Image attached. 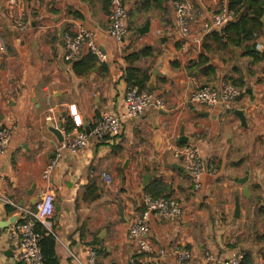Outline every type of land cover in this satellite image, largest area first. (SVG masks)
Returning <instances> with one entry per match:
<instances>
[{
  "label": "crops",
  "instance_id": "1",
  "mask_svg": "<svg viewBox=\"0 0 264 264\" xmlns=\"http://www.w3.org/2000/svg\"><path fill=\"white\" fill-rule=\"evenodd\" d=\"M140 1L124 0L128 13ZM172 1L163 11L129 16L136 33L128 31L129 44L122 49L106 34L110 10H104L101 0H23L21 7L10 10L6 0H0V126L13 128L0 155V264H12L17 252L10 229L19 221L18 209L34 208L31 200L48 191L55 196V213L50 233L44 235L54 242V264L84 262L88 248L97 252L96 264L139 261L128 227L140 214L146 176H151L148 182L162 180L169 196L181 202L188 215L174 223L151 220L150 239L158 249L180 246L189 250L193 258L186 264H204L207 250L223 259L251 254L252 264H264L260 256L264 252V59H260L264 29L246 23L245 30L253 32L249 36L242 27L228 26L221 34L204 37L200 50L190 48L183 53L170 38L174 34ZM189 1L194 10L193 29L199 30L225 0ZM239 8L245 15L246 10ZM22 14L28 16L27 29L12 31L11 20ZM147 21L151 35H138L137 29ZM76 25L91 32L109 58L83 78H77L72 63L63 60L59 38L63 26L65 34L73 35ZM255 43L263 46V53L254 49ZM143 46L150 47L153 56L132 66L153 77L154 93L163 98L165 109L150 110L129 121L120 136L100 144L91 141L78 156L64 154L45 182L46 164L61 145L48 126L58 127L61 118L63 136L91 129L102 111L118 113L128 68L125 50ZM224 82L243 90L230 109L189 104L191 93ZM72 105L78 112L75 119L68 114ZM50 111L48 123L45 118ZM235 111L243 112L246 127ZM66 119L75 124L70 132L64 129ZM181 138L186 142L180 143ZM168 141L177 147L197 145L202 157L213 159L218 176L204 183L201 196L191 192L188 174L166 150ZM102 173L112 176L110 185L103 182ZM245 177L246 182L240 184ZM246 223L251 227L247 229ZM162 264L176 262L167 256Z\"/></svg>",
  "mask_w": 264,
  "mask_h": 264
},
{
  "label": "built area",
  "instance_id": "2",
  "mask_svg": "<svg viewBox=\"0 0 264 264\" xmlns=\"http://www.w3.org/2000/svg\"><path fill=\"white\" fill-rule=\"evenodd\" d=\"M23 0H6L7 8H19ZM174 34L171 40L180 46V51L187 53L188 50H200L203 38L212 34H221L231 24L237 21L234 10L229 8V2L225 0L215 11H212L205 18L199 30L193 29L194 10L189 0L180 2L172 1ZM109 26L107 36L125 49L129 44L128 36V10L124 0H110ZM201 18V17H199ZM28 16L22 14L11 20L10 29L14 32H24L28 27ZM160 33H158L159 35ZM61 41V52L63 60L73 63L79 60L84 52L93 56L96 64L105 65L109 62L108 56L96 45L94 35L82 26L76 25L73 35L63 34ZM254 49L263 53V46L254 44ZM0 51H3L0 44ZM122 107L118 113L102 111L94 122L89 134L85 130L63 135V142L59 150L53 154L43 171L42 178L49 182L54 170L61 163L64 154L78 156L89 143L100 144L106 139L120 136L125 131V125L147 111H163L165 103L161 96L154 92L139 91L126 83L122 89ZM243 95V90L230 84L222 83L217 88L204 86L189 96V104L201 105L213 108L222 106L223 109H230L231 105ZM50 111L45 121H52ZM68 114L71 119L78 116L76 106L68 107ZM13 128L0 126V155L6 151L11 139ZM166 150L171 153L172 159L179 161L184 171L189 176L191 192L195 196H201L204 183L207 180L217 178L218 169L212 158H204L197 145L175 146L168 141ZM101 178L106 185L112 183V176L102 173ZM261 206L264 208V198ZM140 214L135 216L128 227V236L136 248L141 259L131 264H162L167 256L173 257L176 264H186L191 261V252L180 246H173L167 249H158L150 239V222L154 218L165 220L170 223L181 221L187 218L183 205L174 197H151L142 196L139 202ZM19 221L14 223L10 229V238L17 246V252L12 264H45L41 250V242L44 233H50V221L55 213V196L51 191L44 193L34 208H19ZM42 230H36L37 227ZM45 231V232H44ZM86 260L76 264H96L97 252L93 248L85 250ZM204 264H241L242 255H232L226 259L217 256L212 250L204 252Z\"/></svg>",
  "mask_w": 264,
  "mask_h": 264
},
{
  "label": "trees",
  "instance_id": "3",
  "mask_svg": "<svg viewBox=\"0 0 264 264\" xmlns=\"http://www.w3.org/2000/svg\"><path fill=\"white\" fill-rule=\"evenodd\" d=\"M176 2H180L182 0H173ZM102 6L105 11L110 9V0H101ZM229 8L235 11L237 17V23L234 25H230L229 27H242L243 33L247 35H251L252 30H245L246 23H252L254 26H258L259 28H263L261 23V19L264 16V0H229ZM168 3V0H141L138 7L134 8L128 13V16L132 17L133 15H138L140 13L148 14L152 10H160L163 11L164 5ZM243 7L246 10V14L242 15L239 7ZM237 8V9H236ZM135 32V30H134ZM136 33V32H135ZM126 55L124 57V61L128 64V68L124 71V82L130 86L137 88L139 91H147L149 90L148 85L151 79V75L148 72H142L139 69H136L132 66V64L136 61L152 57L153 51L148 46H143L138 50H125ZM260 59H264V55L260 56ZM96 67V60L90 54H87L80 58L79 60L72 63V70L74 75L77 78H83L90 74V72ZM75 128V124L73 121L66 119L65 122V131L70 132ZM89 188V187H88ZM87 188V189H88ZM145 195H149L151 197H169L170 191L169 187L163 183L159 178H154L150 180L147 186L143 189ZM90 193V192H88ZM39 231V227L36 228ZM53 246L54 242L51 238L45 237L43 235V239L41 242V250L44 256L45 264H54L53 262ZM262 260L264 261V252L260 255ZM252 256L251 254H245L242 257L241 264H252Z\"/></svg>",
  "mask_w": 264,
  "mask_h": 264
},
{
  "label": "water",
  "instance_id": "4",
  "mask_svg": "<svg viewBox=\"0 0 264 264\" xmlns=\"http://www.w3.org/2000/svg\"><path fill=\"white\" fill-rule=\"evenodd\" d=\"M261 23L263 25V29H264V16L262 17L261 19ZM149 27H150V22L147 21L145 23L144 26H142L141 28L137 29V33L138 35L142 36V35H146L149 33ZM64 26L60 29V34H59V38L62 39L63 37V34H64ZM162 42L164 40H161ZM148 88L150 91L154 92V85H153V77H151L150 79V82H149V85H148ZM247 94H251L250 90L247 91ZM234 115L239 119L240 123H241V126L242 127H246V118L243 114V112L241 111H235L234 112ZM48 130L51 134H53L55 136V138L57 139V141L61 144L63 142V136H62V122H61V118H59V124H58V127H52V126H48ZM87 134H89L90 132V129H86L85 130ZM182 136V135H181ZM159 134L158 132L155 133V146L156 148H158V145H159ZM180 143H185L186 140H184V138H181ZM128 164V160L125 161V165H124V168H126V165ZM151 176H146L144 178V183H143V188L146 187L147 185V182L149 180ZM247 178L245 177L244 179L240 180L239 183L240 184H244L246 182ZM34 189V187H33ZM244 194L247 196L248 195V190L247 188L244 189ZM39 196H36L33 198V200H31L30 202V205L31 206H34L38 200H39ZM21 205V204H20ZM60 208L56 207V211L59 212ZM240 213V209H239V203H238V199L235 200V211H234V219L237 220L239 218V214Z\"/></svg>",
  "mask_w": 264,
  "mask_h": 264
},
{
  "label": "rangeland",
  "instance_id": "5",
  "mask_svg": "<svg viewBox=\"0 0 264 264\" xmlns=\"http://www.w3.org/2000/svg\"><path fill=\"white\" fill-rule=\"evenodd\" d=\"M129 17V16H128ZM131 20V19H130ZM134 26H133V23L131 22V23H129V21H128V31H130L132 34H134V31H133V28ZM151 33L152 32H150L149 34L151 35ZM245 226H247L246 228L248 229V228H250L251 227V225H249V223H246L245 224Z\"/></svg>",
  "mask_w": 264,
  "mask_h": 264
}]
</instances>
